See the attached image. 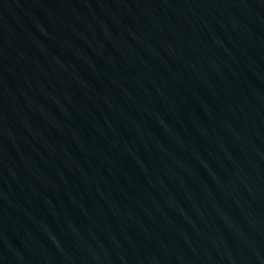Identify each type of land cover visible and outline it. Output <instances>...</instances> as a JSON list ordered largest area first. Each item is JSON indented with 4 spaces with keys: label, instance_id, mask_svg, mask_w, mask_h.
Here are the masks:
<instances>
[{
    "label": "water",
    "instance_id": "95a60500",
    "mask_svg": "<svg viewBox=\"0 0 264 264\" xmlns=\"http://www.w3.org/2000/svg\"><path fill=\"white\" fill-rule=\"evenodd\" d=\"M0 264H264V0H0Z\"/></svg>",
    "mask_w": 264,
    "mask_h": 264
}]
</instances>
